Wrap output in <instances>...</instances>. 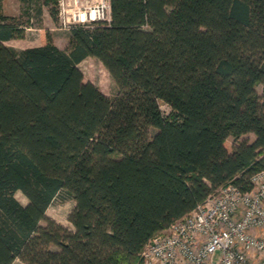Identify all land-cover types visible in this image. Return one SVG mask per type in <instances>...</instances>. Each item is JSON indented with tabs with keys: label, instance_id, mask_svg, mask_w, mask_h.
Wrapping results in <instances>:
<instances>
[{
	"label": "trees",
	"instance_id": "16d2710c",
	"mask_svg": "<svg viewBox=\"0 0 264 264\" xmlns=\"http://www.w3.org/2000/svg\"><path fill=\"white\" fill-rule=\"evenodd\" d=\"M4 1L0 264H143L146 245L211 194L251 189L264 169V0H111V23L74 27L66 50L48 36L21 51L6 45L25 29ZM89 58L114 99L85 81ZM61 193L73 229L47 216Z\"/></svg>",
	"mask_w": 264,
	"mask_h": 264
},
{
	"label": "built area",
	"instance_id": "2783aa9c",
	"mask_svg": "<svg viewBox=\"0 0 264 264\" xmlns=\"http://www.w3.org/2000/svg\"><path fill=\"white\" fill-rule=\"evenodd\" d=\"M58 18L64 32L93 31L111 23V0H59ZM250 184L248 191L227 184L157 234L141 254L143 264H264V169Z\"/></svg>",
	"mask_w": 264,
	"mask_h": 264
},
{
	"label": "rangeland",
	"instance_id": "374dc122",
	"mask_svg": "<svg viewBox=\"0 0 264 264\" xmlns=\"http://www.w3.org/2000/svg\"><path fill=\"white\" fill-rule=\"evenodd\" d=\"M35 3L39 6H45L46 9L49 11L50 6L55 7L58 10V1L59 0H34ZM50 1L51 5H47L46 2ZM6 9L10 16H14L17 18L18 23L21 25L22 29L34 26L40 28V31H32L29 32L30 37H32L30 45H40V38L43 41V44L47 40L48 36L51 37L49 30L46 29V26L43 24V20H36L33 21L30 19L28 13V6L27 3L22 2L21 0H8L6 4ZM45 26V27H44ZM57 26L60 27V23H57ZM60 38L58 39L59 46H61L62 50H66L69 46V41L67 40V36L64 33L67 32H57ZM24 39H14L13 41L7 43L6 45L9 47H16L18 48V43ZM79 68L83 72L85 76V81L93 83L96 87H98L105 95L114 99L118 95V87L109 74V72L105 69V67L94 58H89L87 61L82 62L79 65ZM257 91L260 95H263V86L260 85L257 88ZM161 110L167 116L170 114L171 110L170 107L166 104L161 105ZM156 132V130H153ZM251 140L254 139L253 135L249 136ZM16 198L23 204L26 205L28 203V199L21 193L18 192L16 194ZM75 206V202L72 197H70L66 193H61L56 200L54 201L53 205L48 209L47 216L56 222L64 225L69 229H73L71 223L68 220L69 214L72 212ZM42 225H46L45 222ZM22 264V263H17ZM24 264V263H23Z\"/></svg>",
	"mask_w": 264,
	"mask_h": 264
},
{
	"label": "crops",
	"instance_id": "0c3cea01",
	"mask_svg": "<svg viewBox=\"0 0 264 264\" xmlns=\"http://www.w3.org/2000/svg\"><path fill=\"white\" fill-rule=\"evenodd\" d=\"M7 1L8 0H5L3 2V10H4L5 15L10 16V14H8L7 9H6ZM41 19L43 20V24L46 26V29L49 30L53 43L61 49V46H59V42H58V39L60 38L59 34H61V33H57V32H64V31L59 29V27L57 26V23L53 20L52 16L50 15V12L46 9L45 6H42ZM32 31H40V28L34 27V26L26 28L25 37L23 38L24 40H22L18 43V48L14 47L16 50L21 51V50H25V49H29V48L41 47L43 45V41H41V38L39 40L40 45H35V46L30 45L32 43L30 40V39H32V37H30L31 33H29V32H32ZM64 35L67 36V38H68L67 40L69 41V33H64ZM9 42H11V41H9ZM9 42H7V43H9ZM87 60H85V61H87ZM17 263H22V262L20 260H16L14 262V264H17Z\"/></svg>",
	"mask_w": 264,
	"mask_h": 264
}]
</instances>
